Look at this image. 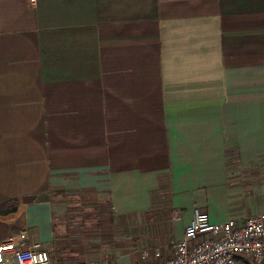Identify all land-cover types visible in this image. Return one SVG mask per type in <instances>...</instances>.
I'll use <instances>...</instances> for the list:
<instances>
[{"label": "crops", "instance_id": "1", "mask_svg": "<svg viewBox=\"0 0 264 264\" xmlns=\"http://www.w3.org/2000/svg\"><path fill=\"white\" fill-rule=\"evenodd\" d=\"M90 198L118 242L82 263H151L195 208L264 214V0H0V245L68 264Z\"/></svg>", "mask_w": 264, "mask_h": 264}, {"label": "built area", "instance_id": "2", "mask_svg": "<svg viewBox=\"0 0 264 264\" xmlns=\"http://www.w3.org/2000/svg\"><path fill=\"white\" fill-rule=\"evenodd\" d=\"M26 239L27 234L21 233L1 244L0 264H49V255L28 247ZM154 256L148 264H264V214L243 223L235 219L214 223L207 211L195 208L172 251H157Z\"/></svg>", "mask_w": 264, "mask_h": 264}, {"label": "rangeland", "instance_id": "3", "mask_svg": "<svg viewBox=\"0 0 264 264\" xmlns=\"http://www.w3.org/2000/svg\"><path fill=\"white\" fill-rule=\"evenodd\" d=\"M89 200V204L83 207L81 205L76 206L75 203L68 207L69 216L64 221L67 227L61 233L64 238L60 236L58 241L62 251L61 255L66 257L68 264H83V257L89 254L90 250L95 249L99 243L102 245L118 242L116 239L117 230L115 228L109 230L108 225H106L108 217L112 215L109 202L92 201L91 198ZM104 234L105 236H100ZM96 236L100 237L99 240L91 239V237ZM72 250L75 251L72 252ZM140 256L136 255L131 259H125L124 263L131 264L130 260L133 259L134 262L139 261Z\"/></svg>", "mask_w": 264, "mask_h": 264}, {"label": "water", "instance_id": "4", "mask_svg": "<svg viewBox=\"0 0 264 264\" xmlns=\"http://www.w3.org/2000/svg\"><path fill=\"white\" fill-rule=\"evenodd\" d=\"M35 198H32V200H34ZM43 199H45V198H41V200H43Z\"/></svg>", "mask_w": 264, "mask_h": 264}]
</instances>
